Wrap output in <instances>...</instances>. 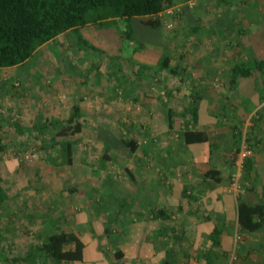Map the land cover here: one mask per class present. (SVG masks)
Here are the masks:
<instances>
[{"label": "rangeland", "instance_id": "374dc122", "mask_svg": "<svg viewBox=\"0 0 264 264\" xmlns=\"http://www.w3.org/2000/svg\"><path fill=\"white\" fill-rule=\"evenodd\" d=\"M226 1L229 3V0H181L173 6L170 4L169 7L182 8L181 13L171 19L163 16L173 27L168 29L163 21L161 39L173 36L176 45L169 44L162 50L174 64L192 63L200 53L221 51V45H211L210 39L199 38L195 31L187 30L186 25L210 26L214 20L211 16L219 8L224 10ZM189 2L194 4L192 8L187 7ZM187 12L191 20L188 23ZM121 22V26L126 27L124 21ZM239 31L241 29L234 35L230 32V36L238 38ZM159 35L155 31L142 38L138 33L136 46L140 48L141 44H148L147 41L153 42ZM76 42L66 37L49 42L25 63L0 71V177L2 187L10 195L1 213L0 264H56L44 262L39 250L50 234L71 230L92 239L103 264H132L131 238L125 236V229L138 220L131 189L134 184L131 170L136 172L132 169L133 163L141 158L147 160L148 147L159 150L167 142L179 148L176 144L180 133L193 126L191 115L177 116L173 120L174 128L167 129L165 140L159 135L152 136L150 128L153 114L160 117L154 127L162 130L167 126V107H182L183 113V105L189 102L188 92L194 87L191 77L187 78L190 84L182 86L178 93L174 87L179 86V79L174 76L161 72L148 76L146 72L141 73L142 68L136 73L135 66L126 64L133 61L132 53L127 50L130 42L126 32L114 33L113 49L105 43L99 44L100 48L108 49L106 55L80 49ZM121 47H124L122 55L117 57ZM224 50L242 52L235 44L224 46ZM150 68L154 71L156 66ZM52 74L61 76L59 83H56L58 78L52 79ZM174 92H177L175 99L171 100L169 97H174ZM164 102L167 104L163 105ZM74 106L84 112L80 120L82 132L58 135V129L50 125L49 120H66ZM12 124H19L24 131L13 128ZM132 139L139 147L136 152L124 142ZM62 140H76L79 145L70 166L60 163L63 158L60 147H51L52 142ZM142 151L143 156L139 157L138 152L142 154ZM233 174L229 185L233 188L231 193L236 206L240 195L253 203H264L261 184L246 179L244 171L240 180L242 188L236 190ZM185 196V203L181 201L178 207L168 208L169 220H155L152 225L155 235L148 238L155 249L154 257L140 264L165 263L164 260L167 264H206L211 242L209 233L199 228L205 222L215 228L227 222V233H232V237H228L226 231L222 232L221 247L214 246L210 251L212 264H264V229L254 233L242 231L235 218L227 221V211L219 218L215 214L208 217L203 199L195 198L197 195L193 192ZM142 208L147 209V206ZM82 212L90 214L92 219L89 225L86 222V227L79 229L75 220ZM98 228L100 233L103 228L108 232L100 234ZM90 247L85 257H91L94 248ZM120 251L124 254L121 259L116 256ZM30 253H34L35 259L23 260Z\"/></svg>", "mask_w": 264, "mask_h": 264}, {"label": "crops", "instance_id": "0c3cea01", "mask_svg": "<svg viewBox=\"0 0 264 264\" xmlns=\"http://www.w3.org/2000/svg\"><path fill=\"white\" fill-rule=\"evenodd\" d=\"M180 1L170 0V4L173 6ZM226 3L227 6L224 7V10L219 8L211 16L214 20L211 21L210 26L195 23L193 26L183 24V26L186 25L187 30L195 31L199 38L210 39L211 45H221L220 52L200 53L192 63L182 61L180 64H174L173 59L164 54L162 50L164 46L176 45L173 36L161 39V30H163L164 25L161 24L156 28L150 27L145 23L147 17L119 18L112 24H89L79 29V32L90 44L106 53H108V49L100 48L99 44L105 43L112 48L114 46V33L117 30L120 34L129 32V37L126 38L130 42V47L127 50L132 53L130 58L133 61L126 62V64L135 66L136 73H138V68L140 70L141 66H145L141 73L146 72L148 76L152 73L155 76L160 72L162 75L170 76L171 74L166 70L153 71L146 68V66L157 67L166 56L170 58L171 67H180L185 70L187 78L193 79L194 87L191 92H188L189 102L183 107L187 109L193 104L197 112L196 119L192 122L193 126L190 129L205 132L209 137L206 143L186 144L183 137L184 132H181V136L178 138L179 143L176 144L179 148H174V144L167 145V142L159 150L148 147L145 152L147 160L141 158V160H136L133 163L132 169H135L136 172L131 170V178L134 180L131 189L137 205L138 211L135 215L138 220L134 221L132 227L127 229L124 225L125 236L131 238L132 264H140L144 260L148 262L154 257L155 249L148 241L149 237L155 235V229L152 226L155 223L151 215L152 211L166 209L170 206L178 207L179 204H182L181 201L185 203L184 194L193 192L197 195L195 198L203 199L202 201H204L209 212L205 215L208 217L210 214H215L219 218L227 211L229 212L227 221L233 220V218L237 220V206L234 202L235 197L231 193L233 188L229 185V177L234 173L235 154L242 137H246V132L248 140L253 145V154L250 159L253 161L255 172L249 181L254 180V184L258 185L259 183L264 188V83L261 81L258 72H255L253 77L239 79L233 85L230 81L233 66L243 65L246 67L254 61L264 60V0H229V3L227 1ZM189 15L190 13L187 12V23L191 21ZM121 20L124 21L126 27L121 26ZM238 29H241L238 38L230 36V32H233L231 35H234ZM155 31L159 32V38L154 37L153 42L147 41L148 44H141L140 48L136 46L135 40L138 38V33H141L142 38H144L145 34H153ZM72 34L70 31L66 32L54 41L63 37L70 39V41L76 40ZM233 44L239 45L243 54L237 50L236 52L223 51L224 46ZM123 49L124 47H121L117 57L122 55ZM100 54L106 55L105 53ZM236 60L239 61L236 62ZM123 71L125 72V69ZM174 77L179 79V86L174 87L178 93L182 86L190 84L183 73ZM53 78H58L56 83L61 80V76L56 74H52ZM176 93H173L174 97L172 95L169 98L175 99ZM169 108L174 111L175 117H181L182 107L173 108L170 106L167 107V110ZM152 117H154L150 124L152 136L159 135L163 137L162 140H165L168 136L166 134L169 131L167 130L168 127L164 124L162 130L157 126L154 127L155 120L160 119V117L156 114H153ZM143 152L142 154L138 152V156L142 157ZM142 161L144 164L141 163ZM105 196L107 197V194ZM143 201L144 203H142ZM142 206H147V209L142 208ZM89 215L84 212L79 216L77 215L76 227L85 228L86 222L89 225L92 219L89 218ZM225 223L227 224V222ZM199 228L210 234L215 227L205 222ZM105 229L103 228L100 233L98 228L97 232L100 234L108 232ZM73 231L68 232L79 236L84 242L86 250L92 249L90 246L94 248L91 257L86 256L85 261L81 264H103L101 262L102 256L94 247L92 239L87 234L85 237L84 235L81 237ZM224 231L228 237H232V233H227L229 231L227 226H225ZM122 251L126 253L124 248Z\"/></svg>", "mask_w": 264, "mask_h": 264}, {"label": "trees", "instance_id": "16d2710c", "mask_svg": "<svg viewBox=\"0 0 264 264\" xmlns=\"http://www.w3.org/2000/svg\"><path fill=\"white\" fill-rule=\"evenodd\" d=\"M169 6L170 0H0V71L25 63L40 47L69 31L74 34L80 49L86 48L106 53L90 44L79 29L89 24H112L116 19L133 17H147L145 23L156 28L163 24L159 15ZM126 37H129V32L126 33ZM140 68H145V66ZM146 68L152 70L147 66ZM158 70H166L173 76L183 73L187 78L185 70L170 66V58L167 56L154 69V71ZM255 72L260 74L261 81L264 83V60L254 61L246 67L235 65L231 72V84H236L241 78L253 77ZM196 114V108L191 104L181 116L191 115L192 122H194ZM83 116L84 112L81 108L74 106L68 119H52L49 120V124L58 129L57 134L60 136L79 134L83 130V124L80 121ZM175 116L174 111L169 108L166 116L169 130L174 128ZM12 127L20 132L24 131L19 124H12ZM183 137L186 144L206 143L209 140L205 132H197L190 128L184 130ZM124 142L131 151H136L138 147L136 140H125ZM58 146L63 156L60 163L72 165L78 142L62 140L59 143H51V147ZM254 173V164L249 158L245 165L246 179L253 177ZM1 182L0 177V243L2 241L1 213L4 204L10 199V195L2 187ZM151 215L154 220L161 222L171 217L168 208L152 211ZM237 223L242 231L249 233L264 229V203H253L241 195L238 196ZM224 227L225 223L221 227L214 228L207 235L211 247L207 252L206 264L213 262L210 256L213 247L222 245ZM85 251L86 246L79 236L75 233L60 231L47 237V241L39 250V255L44 258V262L81 264L86 258ZM33 254L30 253L23 260L33 261L35 259ZM116 256L121 259L124 254L120 251L116 253ZM216 258L219 259L220 256L217 255ZM164 261L165 263L162 264H167L166 260Z\"/></svg>", "mask_w": 264, "mask_h": 264}, {"label": "built area", "instance_id": "2783aa9c", "mask_svg": "<svg viewBox=\"0 0 264 264\" xmlns=\"http://www.w3.org/2000/svg\"><path fill=\"white\" fill-rule=\"evenodd\" d=\"M194 4L192 2H189L187 4V7H193ZM182 11L181 7H169L167 8L164 12L161 13L160 17H162V23L164 21V25L168 28L171 29L173 25L169 24L163 16L167 15L168 18H173L175 15H179ZM186 129V128H185ZM184 129V130H185ZM253 154V145L252 143L248 140V138L242 137L240 146L238 148V151L235 155V173L232 176L233 180V187H235L236 190L241 189L242 186L240 184V180L242 177V174L245 171V165L247 160L252 156Z\"/></svg>", "mask_w": 264, "mask_h": 264}]
</instances>
